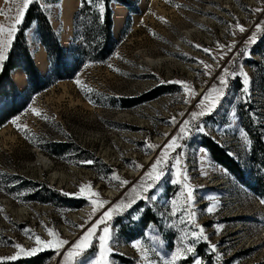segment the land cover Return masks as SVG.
<instances>
[{
  "label": "rangeland",
  "instance_id": "1",
  "mask_svg": "<svg viewBox=\"0 0 264 264\" xmlns=\"http://www.w3.org/2000/svg\"><path fill=\"white\" fill-rule=\"evenodd\" d=\"M38 2L60 46L81 65L72 79L50 80L48 88L31 95L27 107L0 127V257L15 255L17 243L25 249L36 246V235L45 241L54 239L48 234L52 230L69 243L59 252L46 248L36 255L51 254L45 264L63 261L71 244L111 203H118L132 192L160 154L159 148H147L145 141L165 145L178 134L179 124L190 119L187 114L198 110L196 103L217 83L223 68L242 66L250 78L247 99H241V78H229L226 98L214 114L203 118L210 135L193 133L181 141L183 148L176 150L184 153L181 165L189 177L190 189H195V203L189 205L196 211L193 224L181 223L187 213H180L185 203L183 183H171L173 160L165 178L148 193L155 200H141L109 222L118 240L109 260L110 264H167L172 252L192 244L195 255H188L178 264H194L195 258L202 259V264H264V198L213 161L200 144L201 136L210 138L228 154H236L229 156L246 176L258 183L264 180L250 160L252 140H261L264 146V0L113 2L115 48L105 62L96 64L83 62L81 40L75 36L73 17L79 0ZM15 8L13 0H0V9L12 10L8 17L0 16V23L10 24ZM237 23L246 31L241 33ZM34 31V27L26 31L25 38L35 67L43 77H49L46 54ZM254 32L258 39L245 44ZM217 42L225 49H219ZM230 44L236 45L232 52H227L222 60L213 59V55L218 58L226 52ZM203 48H209L211 55ZM241 49L244 54L238 56ZM232 60L235 64L230 63ZM205 65L210 66L207 71L211 75L204 74ZM11 79L17 91L28 93L20 70L14 71ZM173 80L192 86L194 98L189 103H184L188 98L184 87L161 83ZM154 90L163 94L132 105ZM4 107L5 98L0 96V119ZM33 108L40 115L34 114ZM172 117L176 118V125L169 123ZM16 118L14 125L12 120ZM225 128L226 132L217 131ZM62 144L65 147L59 148ZM201 149L206 150L210 169L200 163ZM41 158L51 163V171L40 173L36 161ZM88 160L94 163H81ZM202 171L207 175H202ZM55 173L62 176L60 181L51 179ZM115 177L129 183L121 186ZM81 185H91L92 191L99 194L97 199L107 202L91 219L92 205L87 193L84 197L75 195ZM255 189L260 191L258 185ZM50 200L56 205L48 204ZM172 200L177 201V217L166 214ZM78 203L83 205L66 206ZM210 204H218L213 214L206 212ZM146 209L152 217L145 222ZM194 224L202 225L210 243L218 245L215 253L208 242L192 238ZM217 225L221 226L218 232ZM135 241H141V246L148 249L147 259L131 246ZM98 252V241L94 239L78 258V264ZM24 258L30 257L18 259Z\"/></svg>",
  "mask_w": 264,
  "mask_h": 264
},
{
  "label": "snow or ice",
  "instance_id": "2",
  "mask_svg": "<svg viewBox=\"0 0 264 264\" xmlns=\"http://www.w3.org/2000/svg\"><path fill=\"white\" fill-rule=\"evenodd\" d=\"M7 3L8 0H5ZM16 3L15 15L11 18L12 22L8 25L0 23V69H2L5 61L8 58V50L11 48L13 40L15 38L16 33L19 31V26L23 23L24 15L26 10L30 5L36 2V0H13ZM87 3L92 4L93 0H86ZM12 11L11 9L8 12ZM259 11V10H258ZM8 12L4 9H0V16L8 17ZM103 6L100 7V16L101 22H103ZM236 27L239 29L241 33L245 32L246 29L236 24ZM257 29L259 30V25H257ZM258 39L257 33H253L252 36L245 41V44L254 43ZM195 47L200 48L202 46L195 45ZM217 47L219 49H225L224 45L219 44L217 42ZM236 47L235 44H230L226 46V52H223L220 57H216L213 55V59H223V56L227 54V52H232ZM205 53L211 55V50L209 48L202 49ZM244 49H241L237 55L244 54ZM250 55V53H248ZM202 63V62H201ZM230 63L235 64V60L230 61ZM209 65H205V75H211L209 69ZM237 77L241 78V99H247V94L249 93V85L250 78L247 73L244 72L243 67L240 66L238 69L229 70L227 67H224L222 70V74L219 75L217 79V83L213 84L210 88L206 90V92L200 97L198 102L195 105V108L198 109L196 111H191L187 115L190 119H184L179 124L178 134L171 136V138L167 141L165 145L162 147L159 145H152L148 141H145V145L147 148L151 150L160 149V154L156 157L155 161L150 165L148 170L144 173V176L141 178L140 183L132 188V192L124 199L120 200L118 203H111V205L107 208L106 211L102 213L99 219H96L90 227L78 238L74 243L71 244L70 249L66 250V254L64 255L63 261L59 262V264H78V258H80L88 248L92 246L93 240L98 241L99 252L92 259H85L84 261H79V264H110L109 257L114 253L115 245L118 243V240L114 236V229L110 227L109 222L114 219L116 215H122L125 212L131 210L139 201L144 200L147 202L148 200H155L156 197L154 195H148L150 190H153L158 183L165 178L167 175V168L171 161H175L171 164L173 169V179L171 180L172 184H181L183 183V195L185 198V203L180 207V213H187L186 218L181 217V223H189L193 224V218L196 216V211L193 208H190L189 205H194L195 197L194 191L195 189H190L189 185V177L186 174V171L182 168L181 159L184 156L183 152L177 153V149H182L183 145L181 143L182 140L190 138L193 133L199 134H208L210 135V131H206L207 125L204 123L203 118L205 116H211L214 114L219 106L222 104L224 98L227 96V90L229 88L230 79H236ZM77 85H80L79 79L76 80ZM161 83H172L179 84L188 92V98L184 100V103H189L192 98H194V90L192 86L187 84L185 81L173 80V81H161ZM191 90V91H190ZM88 92L91 93L92 89H88ZM91 102V101H90ZM31 111L40 115L36 109H31ZM179 115L184 116L185 113H180ZM17 119H13L12 123L15 125ZM170 124L176 125V118L172 117L169 121ZM19 130V129H18ZM218 132L225 131L226 128L221 130L217 129ZM245 143L247 144V137L244 138ZM201 157L200 163L203 168H211V165L207 163L206 150L201 149ZM175 153V155H173ZM229 155L235 156V153H229ZM81 163L92 164L94 161L88 160L83 161ZM179 169V171H176ZM226 171V170H225ZM202 175H207L206 171H202ZM119 180V177H115ZM120 185H127L129 182L127 180H119ZM85 193H87L88 199H90L92 205V212L90 214L91 217L95 216L101 208L104 207L106 201L102 199H97L99 196L98 193L92 191L91 185H81L79 187V191L75 193L77 197H84ZM68 195V193H64ZM261 203L264 204V199H261ZM170 211L166 213L170 217H177V201H170ZM218 207V204H210L206 208V212L208 214H213L215 208ZM165 215V214H162ZM135 218V217H133ZM87 223V222H86ZM103 225V227H101ZM174 226V225H170ZM80 227H83L81 225ZM217 232L220 230L221 226H215ZM48 234L54 239L43 240L40 236L36 235L34 237L35 245L29 249L23 248L21 245L14 244V247L18 249L15 255L9 257H0V262L5 260L15 261L20 257H31L38 252L46 249V248H55L57 252L64 245L68 244L67 240L60 238V236L52 231L48 230ZM190 235L194 240H202L209 243L210 250L215 253L218 245L211 244L208 236L205 234L204 227L202 225H193V230L190 232ZM32 238L31 236L29 237ZM183 239V238H182ZM131 246L137 250L142 258L147 259L148 257V249L141 246V241H135L131 244ZM196 249L192 244L184 245L182 247L177 248L174 252L170 254V259L167 260V264H178L179 261L186 258L188 255H195ZM194 264H202V259L195 258Z\"/></svg>",
  "mask_w": 264,
  "mask_h": 264
},
{
  "label": "trees",
  "instance_id": "3",
  "mask_svg": "<svg viewBox=\"0 0 264 264\" xmlns=\"http://www.w3.org/2000/svg\"><path fill=\"white\" fill-rule=\"evenodd\" d=\"M120 0H93L92 4L86 0H79V6L73 17L75 36L81 40L80 53L84 63L96 64L105 62L113 53L115 42L112 38V11L111 4ZM103 6V22H101L100 7ZM32 27L35 28L37 42L42 46L48 61L49 77H43L35 67L31 56L25 33ZM70 50H74L71 47ZM8 58L0 71V96L5 98V107L0 119V127L7 120L18 115L27 105L31 95L43 92L50 85V80L61 81L72 79L80 69L78 60L68 56L67 52L60 46L58 37L51 28L46 15L39 6L38 0L29 6L24 15L23 23L19 26L11 48L8 51ZM20 70L26 78L28 93L17 91L12 82L11 75L14 71ZM163 92L154 90L133 102L132 105L140 104L161 96ZM200 144L210 154L213 161L229 171L242 185L264 198V180L259 183L251 176H246L240 165L229 156L226 150L220 147L210 138L201 136ZM260 140H252L250 160L256 170L264 178V148ZM65 147L64 144L59 148ZM261 155V158H258ZM258 185L260 193L255 187ZM56 194H53V197ZM34 199V198H33ZM56 205L50 200L47 202ZM83 204H66L69 208H79ZM151 211H144L143 219L150 221ZM51 254L43 253L30 258L17 259L15 261L0 262V264H45Z\"/></svg>",
  "mask_w": 264,
  "mask_h": 264
},
{
  "label": "bare ground",
  "instance_id": "4",
  "mask_svg": "<svg viewBox=\"0 0 264 264\" xmlns=\"http://www.w3.org/2000/svg\"><path fill=\"white\" fill-rule=\"evenodd\" d=\"M36 165H37L40 173H43L44 171H51V169H52L51 163L48 160L43 159V158L38 159L36 161ZM51 179L54 180V181H57V180L60 181V179H62V176H60L59 174H56L55 173V174H53V176L51 177Z\"/></svg>",
  "mask_w": 264,
  "mask_h": 264
}]
</instances>
